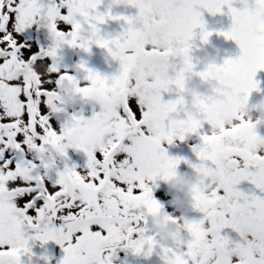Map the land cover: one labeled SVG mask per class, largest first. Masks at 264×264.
<instances>
[{"label": "snow or ice", "instance_id": "obj_1", "mask_svg": "<svg viewBox=\"0 0 264 264\" xmlns=\"http://www.w3.org/2000/svg\"><path fill=\"white\" fill-rule=\"evenodd\" d=\"M237 2L243 0H152L167 21L156 25L146 16L139 0H111L103 13L98 9L104 0H48L46 5L41 0H0V45H4L0 47V264H21L22 255L31 256L28 244L33 230L41 234L42 244L53 241L61 247L64 257L60 264H112L117 249L142 254L139 248L132 247V241L150 239L145 235L148 213L162 209L153 198V186L161 175L166 178L179 163H187L170 158L161 147L160 138L152 135L154 126L168 117L173 103H186L183 98L165 103L162 95L171 82L169 72L177 70L173 62L187 52L178 45L193 39L196 29L207 42L213 33L206 30L202 12L223 15L225 8L232 24L228 31L216 35L234 41L239 48V56L227 59L225 67L236 75L240 87L205 102L216 113L213 124L220 133L199 136V145L207 149L211 160L214 179L203 180L195 187V205L203 218L188 220L204 255L195 259L184 257L181 264H264V199L237 190L238 185L247 181L264 194V180L249 170L252 158L243 148L247 124L240 111L251 93L259 91L256 76L264 71V25L251 35L238 28L233 7ZM120 5L137 9V15H113L112 8ZM145 20L146 27H142ZM109 21H122L126 26L122 30L129 35L139 34L141 41L136 51L142 54L144 62L134 69L132 87H124L127 63L122 72L106 77L122 89L119 110L108 118L115 121L118 129H136L135 136L114 135L112 142L101 143L99 150H83L86 171L79 173L65 167L56 172L57 178L52 182L50 173L56 169V163L49 160L47 152L64 125L58 132L51 123L49 110L55 104L54 89L61 81L76 80L60 71L58 51L53 44L47 50L36 48L33 52V46L26 44L21 34L43 22L49 34L64 45L76 47L81 38L96 36L100 26ZM160 43L166 44L168 51L161 49ZM81 47L84 53H90V48ZM25 53L29 55L26 57ZM131 55L129 52L128 57ZM27 62L33 63L34 77L22 71ZM78 68L88 77L94 75L83 62ZM146 73L155 76L157 83L152 84ZM176 83L181 85L179 78ZM55 110L59 113L63 108ZM181 113L177 111L176 117ZM71 120L86 135L103 136V117L96 111L90 119L78 115ZM202 130H194V135ZM222 138H227L232 146L223 147ZM183 139L181 136L180 140ZM173 142L174 137L168 136L167 144L171 146ZM192 151L195 153L197 148ZM67 182L79 184L86 198L64 199L61 189ZM229 199L245 207L255 204L250 212L257 227L247 240L238 235V241L233 242L221 236L222 230L233 231L234 227L229 216L235 213H229L225 206ZM57 223L59 227L55 226ZM202 224L206 225L203 229ZM13 242L20 247H13ZM117 243L128 246L108 248Z\"/></svg>", "mask_w": 264, "mask_h": 264}, {"label": "clouds", "instance_id": "obj_2", "mask_svg": "<svg viewBox=\"0 0 264 264\" xmlns=\"http://www.w3.org/2000/svg\"><path fill=\"white\" fill-rule=\"evenodd\" d=\"M139 4L145 10L146 16L152 18L154 24L163 25L167 22L166 17L155 7L152 0H139ZM240 4L242 7L240 10L236 9L235 22L238 28H242L251 35L261 25H264V0H253L251 4L247 0H243ZM142 27H146V20ZM196 30L194 31L196 32ZM210 37L207 42L200 37L201 47L208 45ZM50 38L58 52L65 46L54 35L50 34ZM194 39L195 37L178 45L182 50L187 49V52L181 53L179 57L180 69L178 71L173 70L174 74L170 77L171 82L166 92V94L175 93L176 99L172 100L173 102L182 98L185 100V95H190L191 104L189 106L187 103H173L166 120L154 126L152 135L160 138L161 147L167 144L168 136L174 137L172 145L176 144V142L184 143L194 135V130H202L205 126L209 128L210 135L219 136V130L213 124L216 119V113L207 108L205 102L210 97L219 98L225 93L236 92L240 87L236 75L225 67L227 59H223L222 63L217 64L216 61L220 56L219 51H216L214 55L206 53L204 61L194 60L193 51L201 50L195 47ZM140 43L139 34L129 35L121 30L118 35L110 36L107 33L102 34L100 31L94 37L81 38L76 47H69L80 51H82L81 46L90 49L92 46H96L102 49L106 53L104 56L105 65L108 68L118 65V73L122 72L123 66L127 63L129 70L124 74V87L128 88L132 87V81L136 78L134 69L140 67L144 62L142 54L136 51L140 47ZM99 44L104 46L100 47L98 46ZM159 47L164 51H168V46L164 43H160ZM129 52L132 53L130 58L128 57ZM173 59L176 58L173 57ZM201 63H204L205 66L203 70H198ZM22 71L29 76L34 77L36 75L32 62L25 63ZM93 73L94 75L91 77H88L86 73L84 82L61 81L58 87L54 89L55 104L49 110V114H57L55 109L60 106L72 107L78 101L87 103L97 108L98 111L96 112L103 117V136L86 135L81 131L80 125L74 124L71 119L66 120L62 131L59 133V138L49 145L47 152L49 160L55 163L64 159L70 149L81 152L83 150H99L101 143L110 144L114 135H120L125 138L135 136L136 129L130 126L118 129L115 121L108 118L111 113L119 110L122 89L117 87L111 79H106V77ZM146 74L152 84L157 83L155 76L151 73ZM177 78L181 81L182 86L176 83ZM193 80H197L199 83L195 88L189 89L187 85ZM200 89H203V91H200ZM249 98L240 109L247 124L243 134V148L252 158L248 162L249 170L257 178L264 180V138L258 135V129L264 127V101L255 105L252 109L256 114L255 118H253L247 109ZM177 111L183 113V119L177 120L175 118ZM226 123L230 124L231 121H226ZM181 136L184 137L182 141L180 140ZM220 143L225 148L232 146L227 138H222ZM195 148H197L194 153L196 163L188 165L192 172L191 177L177 174L176 170L183 163L181 162L166 178L164 175L158 178L159 181L167 185L170 192L177 194L175 207L180 216L173 217L172 215L164 214L162 209L152 210L148 213V217L151 219L152 234L150 239L140 240L139 243H136L135 240L132 241V247L139 248L145 260L151 259L157 248L160 252L159 259L161 264H181L184 257L195 259L204 255V248L195 238L193 229L185 217L190 212H197L195 201L198 194L194 191L197 184L203 180H212L214 177L210 172L211 160L207 154V149L203 145L195 146ZM61 191L63 198L71 201H83L87 195L79 184L72 182L65 183ZM210 191H215V189L211 188ZM199 195L204 196L205 194L200 193ZM225 206L229 213H235L234 216H229V219L233 220V231L242 240H247L248 234L257 227L255 217L250 212V209L255 207V204L250 203L245 207L241 206L237 201L229 199L225 201ZM205 227L206 225H201L202 229ZM29 235L32 237L31 241L33 244L42 243L39 232L33 230ZM136 239L139 240L140 238L137 237ZM127 246L126 243H117L108 245V248ZM13 247H20V245L13 242ZM25 256L31 260L33 258L32 251L31 256ZM41 259L45 260V264H51L49 258L43 257Z\"/></svg>", "mask_w": 264, "mask_h": 264}, {"label": "rangeland", "instance_id": "obj_3", "mask_svg": "<svg viewBox=\"0 0 264 264\" xmlns=\"http://www.w3.org/2000/svg\"><path fill=\"white\" fill-rule=\"evenodd\" d=\"M249 4H251V0H248ZM111 3V0H104L102 6L98 9L100 13L105 12L108 8V5ZM234 8L240 10L242 5L237 2L233 5ZM113 15H123L126 17H135L137 15L138 10L133 7H126L124 5H120L117 7L112 8ZM223 15H210L206 11L202 12L203 20L206 24V30L213 33V35L209 39V43L206 46L201 47L200 45V30L197 29L195 32V39L193 41L196 48H200V51H193V58L199 59L204 61L205 54H215L216 51H219L220 56L217 59V64L219 65L222 63L223 59H235L239 56V48L234 41L225 40L223 36H218L216 33L218 32H226L230 29L232 21L231 17L227 13V9H223ZM63 28L64 26L61 25ZM101 32L107 33L110 36H115L120 33L123 27V22H115L109 21L105 25L100 26ZM0 38H2V34H0ZM22 40L26 44H30L33 46L32 51L35 52L36 48L39 49L40 46L38 45V40L34 36V25L26 29L21 34ZM19 39V37H17ZM0 47H4V45H0ZM29 54L25 53L27 57ZM58 63L60 66V71L62 73H66L72 76L78 82H84V78L86 73L81 71L78 68V65L83 62L86 64L87 68L92 72H95L103 77H112L118 74V65H113L111 68H108L104 63V56L106 53L102 50L97 48L96 46H92L90 49V53H84L80 50L69 48L66 53H58ZM51 63V60H49ZM176 65L177 71L180 68L179 60L173 62ZM204 63L199 65L198 70H203ZM173 72H169V75H173ZM256 81L259 83V91L253 92L249 98L247 109L250 115L255 118V112L252 111L255 105L259 104L261 101H264V71L257 73ZM197 80H193L188 83L187 87L189 89L195 88L198 85ZM47 87V86H46ZM203 91V89H200ZM163 101L166 103L169 100L176 99V95L173 92L172 94H162ZM185 101L190 106L191 104V96L185 95ZM63 108V111L50 116L51 123L53 127L59 132L62 125L66 120H70L72 116H76V107H66L60 106ZM98 111V109H96ZM177 119H183V113L179 117H175ZM203 134H209V128L205 126V128L201 131L200 134L193 135L188 141L184 143L176 142L174 145H167L164 144L163 147L167 150V154L170 158L181 159L182 161H187V163H181L178 167L177 174L178 175H187L189 177L192 176L191 169L188 165L196 163V157L192 149L195 146H198L201 141L199 136ZM258 135L264 138V127H260L258 129ZM87 165V157L86 155L77 150L70 149L67 152L66 159L58 160L56 162V169L50 173V179L52 182L56 180V172L63 171L65 167L68 168H75V170L79 173H83L86 171ZM251 171V170H250ZM237 190L244 193L243 191V182L237 186ZM153 198L161 205V208L164 214L172 215L173 217L180 216V213L176 210L175 207V199L177 194L170 192L167 185L162 183L161 181L157 180L155 186H153ZM182 198V197H181ZM189 221H199L202 219V214L199 212H190L186 217ZM59 227V223L55 225ZM148 231L146 232L147 235H151V219L148 220L147 225ZM222 238H228L230 241L236 242L238 241V235L233 232L231 229H224L221 232ZM53 242V241H52ZM28 247L31 249L33 253V258L29 260L27 256H21V258L26 261L28 264H44L45 260L41 259L46 257L45 255L50 252L62 253V249L59 245L53 244L52 246L49 244H42L37 242L33 244L32 241H29ZM57 256L55 254L52 257ZM160 252L157 248L149 260H145L143 255L135 256L132 254L131 250H120L117 249L115 257L113 258L112 264H161L160 259ZM57 257H64V254ZM53 264L54 262L51 261Z\"/></svg>", "mask_w": 264, "mask_h": 264}, {"label": "water", "instance_id": "obj_4", "mask_svg": "<svg viewBox=\"0 0 264 264\" xmlns=\"http://www.w3.org/2000/svg\"><path fill=\"white\" fill-rule=\"evenodd\" d=\"M41 2L46 5L48 3V0H41ZM35 36L38 38L41 46L43 47L52 46V40L50 38V34L43 22H40L35 25ZM67 48L68 46L65 45L59 52H65ZM76 104L82 106L81 109L78 111L77 116L83 115L85 119H90L92 117L95 108L94 106L88 105L87 103L79 104V101ZM21 264H28V263L21 259Z\"/></svg>", "mask_w": 264, "mask_h": 264}, {"label": "flooded vegetation", "instance_id": "obj_5", "mask_svg": "<svg viewBox=\"0 0 264 264\" xmlns=\"http://www.w3.org/2000/svg\"><path fill=\"white\" fill-rule=\"evenodd\" d=\"M40 47L43 48V49H48V47H43V46H41V45H40ZM79 102H80V101H79ZM79 109H80L79 107H76V112H77ZM96 109H97V108H95L94 111H96ZM243 191H244V194H245V195H248V196L255 195V196H257V197H260L261 199H264V194L260 193V192L254 187V185L250 184V183L247 182V181L243 182ZM145 235H147V234H145ZM148 236H150V235H148ZM49 244L52 246L53 244H56V243H55V242H52V241H49ZM53 254H55V255H57V256H61V255L64 254L63 251H62V253H56V252H50V251H49V252L45 255L47 258L50 259V261H53L54 264H60V262L62 261L63 257H60V258L57 257V256L52 257ZM44 264H45V262H44ZM51 264H53V263L51 262ZM138 264H139V263H138Z\"/></svg>", "mask_w": 264, "mask_h": 264}]
</instances>
